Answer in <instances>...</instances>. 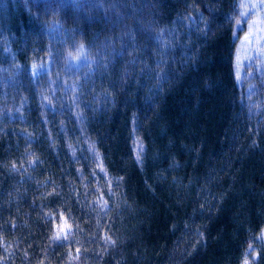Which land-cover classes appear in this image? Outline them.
Masks as SVG:
<instances>
[{
  "label": "trees",
  "instance_id": "trees-1",
  "mask_svg": "<svg viewBox=\"0 0 264 264\" xmlns=\"http://www.w3.org/2000/svg\"><path fill=\"white\" fill-rule=\"evenodd\" d=\"M240 8L0 0V264H264V93L236 82ZM88 145L103 171L83 173Z\"/></svg>",
  "mask_w": 264,
  "mask_h": 264
},
{
  "label": "rangeland",
  "instance_id": "rangeland-1",
  "mask_svg": "<svg viewBox=\"0 0 264 264\" xmlns=\"http://www.w3.org/2000/svg\"><path fill=\"white\" fill-rule=\"evenodd\" d=\"M240 12L241 18L239 20L240 23L237 24V28L241 29L242 32L239 37H237V35L235 36L233 69L236 82L241 88L244 98L253 101L264 93V0H241ZM230 104L232 106V102ZM156 133L157 135L161 134L160 136L163 135L161 129H158V132ZM131 141L133 160L137 165H141L143 162L145 142L138 134H134ZM72 150L76 155L78 147L73 146ZM179 151L188 155L189 149L184 150L183 148ZM75 155L74 157H76ZM81 158V168L83 173H92L96 170L103 171V161L93 145H88L86 147ZM172 170L174 169H171V171ZM221 171L224 173L226 172V170ZM188 186L189 185H184L181 188L186 194V198H190L192 202H194L193 200L195 199L196 203V193H193L192 195V192H187L189 189ZM191 187H193V185H191ZM195 203L191 204V208L197 206ZM137 236L136 232L134 235L135 239L138 238ZM261 238L264 240V229L261 233Z\"/></svg>",
  "mask_w": 264,
  "mask_h": 264
},
{
  "label": "snow or ice",
  "instance_id": "snow-or-ice-1",
  "mask_svg": "<svg viewBox=\"0 0 264 264\" xmlns=\"http://www.w3.org/2000/svg\"><path fill=\"white\" fill-rule=\"evenodd\" d=\"M237 23L239 24V23H240V21L238 20V21H237ZM57 238H58V237H57ZM246 264H247V262H246Z\"/></svg>",
  "mask_w": 264,
  "mask_h": 264
}]
</instances>
